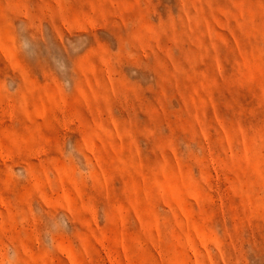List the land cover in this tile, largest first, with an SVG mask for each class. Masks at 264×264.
Masks as SVG:
<instances>
[{"label": "rangeland", "instance_id": "obj_1", "mask_svg": "<svg viewBox=\"0 0 264 264\" xmlns=\"http://www.w3.org/2000/svg\"><path fill=\"white\" fill-rule=\"evenodd\" d=\"M0 264H264V0H0Z\"/></svg>", "mask_w": 264, "mask_h": 264}]
</instances>
